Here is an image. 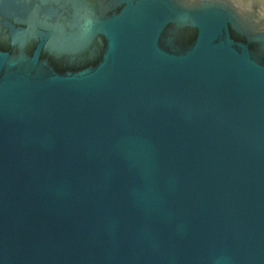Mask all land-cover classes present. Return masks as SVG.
<instances>
[{"label": "water", "instance_id": "1", "mask_svg": "<svg viewBox=\"0 0 264 264\" xmlns=\"http://www.w3.org/2000/svg\"><path fill=\"white\" fill-rule=\"evenodd\" d=\"M0 264H264V0H0Z\"/></svg>", "mask_w": 264, "mask_h": 264}]
</instances>
